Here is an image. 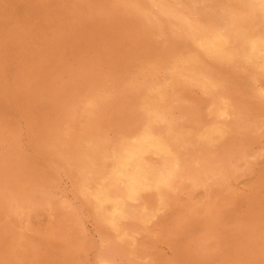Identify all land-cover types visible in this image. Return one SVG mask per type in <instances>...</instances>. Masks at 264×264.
Listing matches in <instances>:
<instances>
[{
  "label": "rangeland",
  "instance_id": "374dc122",
  "mask_svg": "<svg viewBox=\"0 0 264 264\" xmlns=\"http://www.w3.org/2000/svg\"><path fill=\"white\" fill-rule=\"evenodd\" d=\"M30 1L0 0V264H264V0Z\"/></svg>",
  "mask_w": 264,
  "mask_h": 264
},
{
  "label": "bare ground",
  "instance_id": "6f19581e",
  "mask_svg": "<svg viewBox=\"0 0 264 264\" xmlns=\"http://www.w3.org/2000/svg\"><path fill=\"white\" fill-rule=\"evenodd\" d=\"M3 1H4V0H3ZM31 1H32V0H31ZM31 1H30V2H31ZM122 1H123V0H122ZM133 1H134V0H133ZM148 1H149V0H148ZM153 1H154V0H153ZM158 1H160V0H158ZM158 1H156V2H158ZM180 1H181V0H180ZM225 1H226V0H225ZM230 1H231V0H230ZM25 2H26V1H25ZM25 2H24V3H25ZM27 2H28V1H27ZM137 2H138V1H137ZM143 2H144V1H143ZM149 2H150V1H149ZM177 2H178V1H177ZM185 2H186V1H185ZM209 2H210V1H209ZM216 2H218V0H217ZM219 2H220V1H219ZM219 2H218V3H219ZM223 2H224V1H223ZM223 2H222V3H223ZM22 3H23V2H22ZM61 3H62V2H61ZM160 3H161V2H160ZM173 3H174V2H173ZM220 3H221V2H220ZM222 3H221V4H222ZM226 3H227V2H226ZM231 3H232V2H231ZM20 4H21V2H20ZM28 4H29V3H28ZM35 4H36V3H35ZM158 4H159V3H158ZM215 4H216V3H215ZM221 4H219V5H221ZM224 4H225V3H224ZM2 5H3V4H2ZM108 5H109V4H108ZM108 5H107V6H108ZM112 5H113V4H112ZM117 5H118V4H117ZM125 5H126V4H125ZM163 5H164V4H163ZM207 5H209V4H207ZM212 5H213V4H212ZM219 5H218V6H219ZM226 5H227V4H226ZM229 5H230V4H229ZM137 6H139V5H137ZM158 6H159V5H158ZM182 6H183V5H182ZM182 6H181V7H182ZM189 6H190V4H189ZM20 7H21V6H20ZM25 7H26V6H25ZM113 7H114V6H113ZM147 7H148V6H147ZM154 7H155V6H154ZM203 7H205V6H203ZM207 7H208V6H207ZM226 7H227V6H226ZM228 7H229V6H228ZM11 8H13V6H12ZM18 8H19V7H18ZM18 8H16V9H18ZM27 8H28V7H27ZM117 8H118V7H117ZM117 8H116V9H117ZM120 8H121V7H120ZM128 8H129V6L127 7V9H128ZM156 8H157V7H156ZM162 8H163V7H162ZM164 8H166V7H164ZM164 8H163V10H164ZM183 8H185V7H183ZM198 8H199V7H198ZM212 8H213V7H212ZM29 9H30V8H28V10H29ZM108 9H109V8H108ZM121 9H122V8H121ZM159 9H160V8H159ZM189 9H191V8H189ZM207 9H208V8H207ZM225 9H227V8H225ZM235 9H236V8H235ZM238 9H239V8H238ZM3 10H4V9H3ZM12 10H13V9H12ZM19 10H20V9H19ZM23 10H24V9H23ZM118 10H119V9H118ZM138 10H139V8H138ZM186 10H188V9H186ZM203 10H204V9H203ZM214 10H215V9H214ZM233 10H234V9H233ZM250 10H251V9H250ZM250 10H249V11H250ZM32 11H33V10H32ZM115 11H116V10H115ZM115 11H114V12H115ZM127 11H128V10H127ZM191 11H192V10H191ZM200 11H201V10H200ZM204 11H205V10H204ZM207 11H210V10H207ZM229 11H231V10H229ZM229 11H228V12H229ZM28 12H29V11H28ZM118 12H119V11H118ZM121 12H122V11H121ZM128 12H129V11H128ZM138 12H139V11H138ZM154 12H155V11H154ZM184 12H185V11H184ZM189 12H190V11H189ZM197 12H199V11H197ZM197 12H195V13H197ZM215 12L217 13V11H215ZM215 12H214V13H215ZM234 12H236V11H233L232 13H234ZM239 12H240V11H239ZM11 13H12V12H11ZM104 13H105V12H104ZM125 13H126V12H125ZM125 13H123V14H125ZM129 13H131V12H129ZM132 13H133V12H132ZM186 13H187V12H186ZM240 13H241V12H240ZM30 14H31V13H30ZM114 14H116V13H114ZM121 14H122V13H121ZM153 14H154V13H153ZM167 14H168V13H167ZM169 14H170V13H169ZM188 14H189V13H188ZM19 15H20V14H19ZM19 15H17V16H19ZM108 15H109V14H108ZM125 15H126V14H125ZM125 15H124V17H125ZM130 15H131V14H130ZM146 15H147V14H146ZM156 15H157V14H156ZM194 15H195V14H194ZM206 15H207V14H206ZM227 15H228V14H227ZM231 15H232V14H231ZM245 15H246V14H245ZM251 15H252V14H251ZM251 15H250V16H251ZM258 15H259V14H258ZM120 16H121V15H120ZM122 16H123V15H122ZM139 16H140V15H139ZM139 16H138V17H139ZM151 16H152V15H151ZM158 16H159V15H158ZM171 16H172V15H171ZM186 16H187V15H186ZM199 16H200V15H199ZM201 16H203V15H201ZM221 16H222V15H221ZM228 16H229V15H228ZM237 16H238V15H237ZM248 16H249V15H248ZM248 16H247V17H248ZM104 17H105V16H104ZM117 17H118V16H117ZM130 17H131V16H130ZM136 17H137V16H136ZM138 17H137V18H138ZM140 17H141V16H140ZM177 17H178V16H177ZM193 17H194V16H193ZM193 17H191V18H193ZM224 17H225V16H224ZM258 17H259V16H258ZM122 18H123V17H122ZM128 18H129V16H128ZM128 18H127V19H128ZM133 18H134V17H133ZM143 18H144V17H143ZM163 18H164V17H163ZM173 18H174V17H173ZM173 18H172V19H173ZM188 18H189V17H188ZM243 18H244V16H243ZM19 19H20V18H19ZM26 19H27V18H26ZM108 19H109V18H108ZM113 19H114V18H113ZM160 19H161V18H159V20H160ZM172 19H171V20H172ZM211 19H212V18H211ZM223 19H225V18H223ZM241 19H242V18H241ZM114 20H116V19H114ZM155 20H156V19H155ZM171 20H169V21H171ZM178 20H179V19H178ZM184 20H185V19H184ZM213 20H214V19H213ZM129 21H130V19H129ZM131 21H132V20H131ZM139 21H140V18H139ZM139 21H137V22H139ZM165 21H166V20H165ZM174 21H175V19L173 20V22H174ZM186 21H187V20H186ZM195 21H196V20H195ZM195 21H194V23H196ZM197 21H198V20H197ZM216 21H217V20H216ZM245 21H246V20H245ZM253 21L255 22V19H254ZM183 22H184V21H183ZM183 22H181V23H183ZM220 22H221V21H220ZM224 22H225V21H224ZM129 23H130V22H129ZM139 23H140V22H139ZM166 23H167V22H166ZM188 23H189V21H188ZM198 23H199V22H198ZM198 23H197V24H198ZM236 23H237V22H236ZM130 24H131V23H130ZM143 24H144V23H143ZM143 24H142V25H143ZM183 24H187V23L184 22ZM215 24H216V22H215ZM245 24H246V23H245ZM249 24H250V23H249ZM249 24H248V25H249ZM252 24H253V22H252ZM134 25H136V24H134ZM152 25H153V24H152ZM166 25H167V24H166ZM205 25H206V24H205ZM228 25H229V24H228ZM237 25H238V24H237ZM246 25H247V24H246ZM146 26H147V25H146ZM150 26H151V25H150ZM182 26L184 27V25H182ZM195 26H196V25H195ZM200 26H201V25H200ZM207 26H208V25H207ZM211 26H212V25H211ZM222 26H223V25L221 24V27H222ZM243 26H244V25H243ZM166 27H167V26H166ZM197 27H198V26H197ZM202 27H203V26H202ZM213 27H215V26L213 25ZM248 27H250V26H248ZM131 28H132V27H131ZM163 28H165V27H163ZM167 28H168V27H167ZM179 28H180V27H179ZM179 28H178V29H179ZM188 28H189V27H188ZM134 29H135V28H134ZM149 29H150V28H149ZM149 29H148V30H149ZM151 29H152V28H151ZM196 29H197V28H196ZM199 29H200V28H199ZM199 29H198V30H199ZM207 29H208V28H207ZM212 29H213V28H212ZM215 29H216V28H215ZM249 29H250V28H249ZM181 30H182V29H181ZM201 30H202V28H201ZM161 31H162V30H161ZM163 31H164V30H163ZM163 31H162V32H163ZM178 31H180V29H179ZM178 31H176V32H178ZM207 31H209V30H207ZM211 31H212V30H211ZM221 31H222V29H221ZM221 31H220V32H221ZM143 32H144V31H143ZM147 32H148V31H147ZM147 32H146V33H147ZM154 32H155V31H154ZM198 32H199V31H198ZM205 32H206V31H205ZM205 32H204V33H205ZM209 32H210V31H209ZM222 32H223V31H222ZM250 32H251V31H250ZM135 33H137V32H135ZM138 33H140V32L138 31ZM157 33H158V32H157ZM160 33H161V32H160ZM169 33H170V32H169ZM169 33H168V34H169ZM181 33H182V32H181ZM207 33H208V32H207ZM212 33H213V32H212ZM144 34H145V33H144ZM162 34H163V33H162ZM174 34H175V32H174ZM184 34H185V33H184ZM224 34H225V33H224ZM157 35H158V34H157ZM160 35H161V34H160ZM165 35H166V34H165ZM182 35H183V34H182ZM195 35L197 36V34H195ZM195 35H194V36H195ZM210 35H211V34H210ZM214 35H215V34H214ZM225 35H226V34H225ZM146 36H147V35H146ZM152 36H153V35H152ZM152 36H151V37H152ZM154 36H155V35H154ZM168 36H169V35H168ZM203 36H204V35H203ZM140 37H141V36H140ZM180 37H181V36H180ZM207 37H208V36H207ZM212 37H213V36H212ZM212 37H211V38H212ZM231 37H232V36H231ZM145 38H146V37H145ZM198 38H199V37H198ZM152 39H153V38H152ZM156 39H157V38H156ZM160 39H161V38H160ZM182 39H183V38H182ZM182 39H181V40H182ZM195 39H196V38H195ZM208 39H209V38H208ZM137 40H138V39H137ZM144 40H145V39H144ZM169 40H170V38H169ZM188 40H189V39H188ZM145 41H146V40H145ZM150 41H151V40H150ZM161 41H163V40H161ZM165 41H166V40H165ZM175 41H176V40H175ZM178 41H179V40H178ZM195 41H196V40H195ZM157 42H158V40H157ZM255 42H256V41H255ZM136 44H137V42H136ZM138 44H139V43H138ZM149 44H150V43H149ZM161 44H162V43H161ZM166 44H167V42H166ZM187 44H190V43H187ZM175 45H176V44H175ZM178 45H179V44H178ZM238 45H239V44H238ZM238 45H237V46H238ZM135 46H136V45H135ZM158 46H159V45H158ZM166 46H167V45H166ZM189 46H190V45H189ZM198 46H199V45H198ZM235 46H236V45H235ZM239 46H240V45H239ZM239 46H238V47H239ZM140 47H141V46H140ZM140 47H139V48H140ZM152 47H153V46H152ZM161 47H162V46H161ZM154 48H155V47H154ZM159 48H160V47H159ZM177 48H178V46H177ZM134 49H135V48H134ZM137 49H138V48H137ZM142 49H143V48H142ZM156 49H157V48H156ZM152 50H153V49H152ZM168 50H169V49H168ZM171 50H173V49H171ZM182 50H183V48H182ZM196 50H197V49H196ZM196 50H195V51H196ZM242 50H243V48H242ZM142 51H143V50H142ZM148 51H149V50H148ZM164 51H165V48H164ZM137 52H138V51H137ZM169 52H170V51H169ZM169 52H168V53H169ZM171 52H172V51H171ZM176 52H177V51H176ZM179 52H180V51H179ZM181 52H183V51H181ZM135 53H136V52H135ZM165 53H166V52H165ZM173 53H174V52H173ZM177 53H178V52H177ZM185 53H186V52H185ZM138 54H139V53H138ZM169 54H170V53H169ZM130 55H132V54H130ZM135 55H136V54H135ZM149 55H151V54H149ZM153 55H154V54H153ZM153 55H151V56H153ZM156 55H157V52H156ZM159 55H160V54H159ZM170 55L173 56V54H170ZM174 55H175V54H174ZM199 55H200V54H199ZM201 55H202V54H201ZM137 56H138V55H137ZM144 56H145V55H144ZM140 57H141V55H140ZM156 57H157V56H156ZM137 58H138V57H137ZM143 58H144V57H143ZM154 58H155V57H154ZM171 58H173V57H171ZM125 59H126V58H125ZM146 59H147V58H146ZM149 59H151V58H149ZM166 59H167V58H166ZM176 59H177V58H176ZM140 60H141V59H140ZM140 60H139V61H140ZM171 60H172V59H171ZM203 60H204V59H203ZM205 60H206V59H205ZM128 61H129V59H128ZM143 61H145V60L143 59ZM120 62H121V61H120ZM129 62H130V61H129ZM158 62H159V60H158ZM124 63H125V62H124ZM131 63H132V62H131ZM149 63H150V61H149ZM153 63H154V62H153ZM169 63H170V62H169ZM171 63H172V62H171ZM128 64H129V63H128ZM143 64H144V63H143ZM165 64H166V62H165ZM172 64H173V63H172ZM235 64H236V63H235ZM238 64H239V63H238ZM138 65H139V64H138ZM148 65H149V64H148ZM155 65H156V64H155ZM230 65H231V64H230ZM119 66H120V65H119ZM125 66H126V65H125ZM128 66H129V65H128ZM135 66H136V65H135ZM139 66H140V65H139ZM163 66H164V65H163ZM233 66H234V65H233ZM236 66H237V64H236ZM236 66H235V67H236ZM239 66H240V65H239ZM121 67H122V66H121ZM130 67H131V66H130ZM146 67H147V66H146ZM149 67H150V65H149ZM159 67H160V66H159ZM144 68H145V66H144ZM221 68H222V67H221ZM223 68H224V67H223ZM242 68H243V66H242ZM124 69H125V68H124ZM135 69L137 70L136 67H135ZM151 69H152V68H151ZM231 69H232V68H231ZM250 69H251V68H250ZM133 70H134V68H133ZM140 70H141V69H140ZM214 70H215V69H214ZM228 70H229V69H228ZM244 70H245V69H244ZM248 70H249V69H248ZM251 70H253V69H251ZM115 71H116V70H115ZM120 71H122V70H120ZM126 71H127V70H126ZM186 71H187V70H186ZM130 72H131V71H130ZM136 72H137V71H136ZM156 72H158V71H156ZM169 72H170V71H169ZM238 72H239V71H238ZM218 73H219V72H218ZM224 73H225V71H224ZM229 73H230V72H229ZM255 73H256V72H255ZM259 73H260V72H259ZM127 74H128V73H127ZM145 74H147V73H145ZM167 74H168V73H167ZM215 74H216V72H215ZM219 74H220V73H219ZM237 74H239V73H237ZM110 75H111V74H110ZM125 75H126V73H125ZM130 75H132V74H130ZM153 75H154V74H153ZM156 75H157V74H156ZM206 75H207V73H206ZM216 75H217V74H216ZM223 75H224V74H223ZM225 75H226V74H225ZM235 75H236V74H235ZM240 75H241V74H240ZM252 75H253V74H252ZM89 76H90V75H89ZM107 76H108V74H107ZM107 76H106V77H107ZM136 76H137V75H136ZM141 76H143V75H141ZM148 76H149V75H148ZM165 76H167V75H165ZM168 76H169V75H168ZM232 76H233V75H232ZM247 76H248V75H247ZM138 77H139V76H138ZM155 77H156V76H155ZM183 77H184V76H183ZM230 77H231V76H230ZM235 77H236V76H235ZM235 77H233V79H234ZM240 77H241V76H240ZM86 78H87V77H86ZM123 78H124V77H123ZM133 78H134V77H133ZM146 78H147V77H146ZM156 78H157V77H156ZM243 78H244V77H243ZM87 79H88V78H87ZM101 79H102V78H101ZM101 79H100V80H101ZM107 79H108V78H107ZM116 79H117V77H116ZM129 79H130V78H129ZM164 79H165V77H164ZM237 79H238V78H237ZM98 80H99V79H98ZM103 80H104V78H103ZM103 80H102V81H103ZM120 80H122V79H120ZM124 80H125V79H124ZM126 80H127V79H126ZM141 80H142V79H141ZM145 80H147V79H145ZM190 80H191V79H190ZM235 80H236V79H235ZM86 81H87V80H86ZM150 81H151V80H150ZM155 81H156V80H155ZM84 83H85V80H84ZM87 83H88V81H87ZM95 83H96V80H95ZM114 83H115V81H114ZM122 83H123V81H122ZM130 83H131V81H130ZM229 83H230V81H229ZM233 83H234V81H233ZM238 83H240L239 80H238ZM244 83H245V80H244ZM89 84H90V83H89ZM106 84H107V83H106ZM123 84H125V83H123ZM123 84H122V85H123ZM165 84H166V83H165ZM180 84H181V83H180ZM184 84H185V83H184ZM246 84H247V83H246ZM97 85H99V84H97ZM97 85H96V86H97ZM108 85H109V81H108ZM114 85H115V84H114ZM118 85H119V81H118ZM126 85H127V84H126ZM143 85H144V84H143ZM157 85H158V84H157ZM168 85H170V84H168ZM208 85H209V84H208ZM234 85H235V84H234ZM239 85H240V84H239ZM244 85H245V84H243V87H244ZM247 85H248V84H247ZM247 85H246V86H247ZM105 86H106V85H105ZM109 86H110V85H109ZM136 86H138V85H136ZM154 86H155V85H154ZM160 86H161V85H160ZM163 86H164V85H163ZM246 86H245V87H246ZM248 86H249V85H248ZM73 87H74V86H73ZM83 87H84V86H83ZM99 87H100V86H99ZM103 87H104V86H103ZM114 87H115V86H114ZM118 87H120V86H118ZM140 87H141V86H140ZM161 87H162V86H161ZM210 87H211V86H210ZM250 87H251V86H250ZM97 88H98V87H96V89H97ZM153 88H154V87H153ZM171 88H172V87L170 86L169 89H171ZM248 88H249V87H248ZM248 88H247V89H248ZM81 89H82V88H81ZM148 89H149V88H148ZM240 89H241V88H240ZM72 90H74V89H72ZM88 90H89V89H88ZM88 90H87V91H88ZM97 90H98V89H97ZM97 90H96V92H97ZM116 90H117V89H116ZM124 90H126V89H124ZM128 90H129V89H128ZM146 90H147V88H146ZM146 90H145V91H146ZM174 90H175V89H174ZM176 90H177V89H176ZM75 91H76V89H75ZM77 91H78V90H77ZM112 91H113V90H112ZM117 91H118V90H117ZM135 91H136V90H135ZM137 91H138V89H137ZM143 91H144V90H143ZM143 91H142V92H143ZM145 91H144V92H145ZM246 91H247V90H246ZM90 92H91V91H90ZM104 92H106V91H104ZM177 92H178V91H177ZM180 92H181V91H180ZM213 92H214V91H213ZM72 93H73V92H72ZM80 93H81V92H80ZM87 93H89V92H87ZM99 93H100V92H99ZM107 93H108V91H107ZM116 93H117V92H116ZM120 93H121V92H120ZM134 93H135V92H134ZM134 93H132V94H134ZM92 94H93V92H92ZM104 94H105V93H104ZM132 94H130V95H132ZM140 94H141V93H140ZM187 94H188V93H187ZM246 94H247V93H246ZM81 95H82V94H81ZM128 95H129V94H128ZM128 95H127V96H128ZM177 95H178V94H177ZM179 95H181V94H179ZM184 95H185V94H184ZM114 96H115V95H114ZM134 96H135V95H134ZM139 96H140V95H139ZM141 96H142V95H141ZM187 96H190V95H187ZM194 96H195V95H194ZM194 96H192V97H194ZM203 96H204V95H203ZM243 96H244V95H243ZM65 97H66V96H65ZM69 97H70V95H69ZM77 97H78V96H77ZM77 97H76V98H77ZM85 97H86V96H85ZM90 97H91V96H90ZM102 97H103V96H102ZM111 97H112V96H111ZM115 97H116V96H115ZM115 97H114V98H115ZM128 97H129V96H128ZM130 97H132V96H130ZM175 97H176V96H175ZM185 97H186V96H185ZM241 97H242V96H241ZM72 98H73V97H72ZM88 98H89V97H88ZM96 98H97V97H96ZM176 98H177V97H176ZM180 98H181V97H180ZM197 98H198V97H197ZM69 99H70V98H69ZM117 99H118V98H117ZM201 99H204V97L201 98ZM201 99H200V100H201ZM230 99H231V98H230ZM251 99H252V98H251ZM66 100H67V99H66ZM75 100H76V99H75ZM79 100H80V98H79ZM98 100H99V99H98ZM129 100H130V99H129ZM139 100H140V99H139ZM141 100H142V99H141ZM186 100H187V99H186ZM194 100H196V99H194ZM200 100H199V101H200ZM235 100H236V99H235ZM86 101H88V100H86ZM86 101H85V102H86ZM94 101H95V100H94ZM99 101H100V100H99ZM118 101H119V100H118ZM134 101H135V100H134ZM176 101H177V100H176ZM231 101H232V100H231ZM259 101H260V100H259ZM82 102H83V101H82ZM116 102H117V101H116ZM120 102H121V101H120ZM120 102H119V103H120ZM126 102H129V101L127 100ZM179 102H180V101H179ZM204 102H206V101H204ZM212 102H213V100H212ZM212 102H211V103H212ZM107 103H109V102H107ZM114 103H115V102H114ZM177 103H178V102H177ZM180 103H181V102H180ZM189 103H190V102H189ZM198 103H199V102H198ZM217 103L219 104V102H217ZM235 103H236V102H235ZM74 104H75V103H74ZM100 104H101V103H100ZM117 104H118V103H117ZM124 104H125V102H124ZM129 104H130V102H129ZM174 104H175V103H174ZM223 104H224V102H223ZM252 104H253V103H252ZM64 105H66V104H64ZM120 105H121V104H120ZM136 105H137V104H136ZM176 105H177V104H176ZM180 105H183V103L180 104ZM193 105H195V103H194ZM225 105H226V104H225ZM72 106H73V105H72ZM76 106H77V105H76ZM98 106H99V105H98ZM102 106H103V105H102ZM243 106H244V105H243ZM66 107H67V106H66ZM82 107H83V106H82ZM136 107H137V106H136ZM182 107H183V106H182ZM191 107H192V106H191ZM233 107H234V106H233ZM235 107H236V106H235ZM93 108H94V107H93ZM102 108H103V107H102ZM113 108H114V106H113ZM127 108H128V107H127ZM185 108H186V107H185ZM200 108H202V105H201ZM221 108H222V107H221ZM230 108H231V111L234 109V108H232V107H230ZM77 109H78V108H77ZM95 109H96V108H95ZM117 109H119V108H117ZM121 109H122V108H121ZM129 109H130V108H129ZM134 109H135V108H134ZM190 109H191V108H190ZM192 109H193V108H192ZM244 109H245V108H244ZM62 110H63V109H62ZM67 110H68V108H67ZM125 110H126V109H125ZM127 110H128V109H127ZM139 110H140V109H139ZM139 110H138V112H139ZM172 110H173V109H172ZM175 110H176V108H175ZM182 110H183V109H182ZM86 111H87V110H86ZM117 111H118V110H117ZM141 111H142V110H141ZM201 111H202V110H201ZM235 111L237 112V110H235ZM67 112H68V111H67ZM76 112H77V111H76ZM82 112H83V111H82ZM133 112H134V111H133ZM174 112H175V111H174ZM191 112H192V111H191ZM198 112H199V111H198ZM84 113H85V112H83V114H84ZM114 113H115V112H114ZM129 113H130V112H129ZM134 113H136V112H134ZM220 113H221V112H220ZM222 113H223V112H222ZM251 113H252V112H251ZM96 114H97V113H96ZM105 114H106V113H105ZM112 114H113V113H112ZM115 114H116V113H115ZM137 114L140 115V113H136L135 115H137ZM193 114H194V113H193ZM227 114H228V113H227ZM238 114L240 115V113H238ZM103 115H104V114H103ZM126 115H127V114H126ZM128 115H129V114H128ZM128 115H127V116H128ZM133 115H134V114H133ZM221 115H222V114H221ZM241 115H242V114H241ZM241 115H240V117H241ZM61 116H62V115H61ZM82 116H83V115H82ZM115 116L117 117V115H115ZM120 116H121V114H120ZM120 116L118 115V117H120ZM177 116H178V115H177ZM180 116H181V115H180ZM228 116H229V115H228ZM245 116H246V115H245ZM247 116H248V115H247ZM58 117H59V116H58ZM71 117H72V116H71ZM77 117H78V116H77ZM80 117H81V116H80ZM95 117H96V116H95ZM95 117H94V118H95ZM99 117H100V116H99ZM111 117H112V116H111ZM128 117H129V116H128ZM134 117H135V116H134ZM139 117H140V116H139ZM139 117H138V118H139ZM173 117H174V116H173ZM195 117H196V116H195ZM195 117H194V118H195ZM221 117H222V116H221ZM240 117H239V118H240ZM91 118H92V117H91ZM91 118H90V119H91ZM113 118H114V117H113ZM125 118H126V117H125ZM144 118H145V117H144ZM174 118H175V117H174ZM198 118H199V117H198ZM222 118H223V117H222ZM237 118H238V117H237ZM239 118H238V120H239ZM243 118H244V117H243ZM69 119H70V118H69ZM71 119H72V118H71ZM71 119H70V120H71ZM79 119H80V118H79ZM79 119H78V120H79ZM98 119H99V118H98ZM117 119H118V118H117ZM126 119H127V118H126ZM132 119H133V118H132ZM187 119H188V118H187ZM220 119H221V118H220ZM223 119H224V118H223ZM229 119H230V118H229ZM248 119H249V118H248ZM252 119H253V118H252ZM55 120H56V119H55ZM57 120H58V118H57ZM57 120H56V121H57ZM65 120H66V119H65ZM70 120H69V121H70ZM75 120H76V118H75ZM91 120H92V119H91ZM95 120H96V119H95ZM115 120H116V119H115ZM123 120H124V119H123ZM123 120H122V122H123ZM142 120H143V119H142ZM191 120H192V119H191ZM226 120H227V119H226ZM226 120H225V121H226ZM236 120H237V119H236ZM60 121H61V120H60ZM73 121H74V120H73ZM79 121H80V120H79ZM107 121H108V120H107ZM127 121H128V120H127ZM129 121H130V120H129ZM135 121H137V120H135ZM173 121H174V120H173ZM196 121H197V120H196ZM218 121H219V120H218ZM221 121H224V120H221ZM225 121H224V122H225ZM227 121H229V120H227ZM244 121H245V120H244ZM63 122H64V121H63ZM70 122H71V121H70ZM83 122H84V121H83ZM90 122H91V121H90ZM95 122H96V121H95ZM102 122H103V121H102ZM118 122H119V121H118ZM118 122H117V123H118ZM122 122H121V123H122ZM183 122H184V119H183ZM188 122H189V121H188ZM197 122H198V121H197ZM230 122H231V121H230ZM230 122H229V123H230ZM238 122H239V121H238ZM240 122H241V121H240ZM245 122H246V121H245ZM249 122L251 123V121H249ZM78 123H79V122H78ZM86 123H87V122H86ZM97 123H99V122H97ZM97 123H96V124H97ZM103 123H104V122H103ZM107 123H108V122H107ZM124 123H125V122H124ZM169 123H170V122H169ZM215 123H216V122H215ZM220 123H221V122H220ZM220 123H218V124H220ZM232 123H233V122H232ZM258 123H259V122H258ZM60 124H61V123H60ZM127 124H128V123H127ZM129 124H130V123H129ZM133 124H134V122H133ZM139 124H140V123H139ZM181 124H182V123H181ZM181 124H180V125H181ZM199 124H201V123H199ZM213 124H214V123H213ZM233 124H234V123H233ZM64 125H65V124H64ZM69 125H70V124H69ZM69 125H68V126H69ZM83 125H84V124H83ZM111 125H112V123H111ZM116 125H117V124H115V126H116ZM120 125H121V124H120ZM186 125H187V124H186ZM196 125H197V124H196ZM221 125H223V124H221ZM226 125H227V124H226ZM226 125H225V126H226ZM235 125H236V124H235ZM248 125H249V124H248ZM76 126H77V125H76ZM89 126H90V125H89ZM104 126H105V125H104ZM109 126H110V125H109ZM115 126H114V127H115ZM118 126H119V125H118ZM124 126H125V125H124ZM133 126H134V125H133ZM140 126H141V125H140ZM140 126H139V127H140ZM162 126H163V125H162ZM162 126H161V127H162ZM214 126H215V125H214ZM228 126H229V125H228ZM61 127H62V126H61ZM93 127H94V126H93ZM128 127H129V125H128ZM198 127H200V126H198ZM223 127H224V126H223ZM231 127H232V125H231ZM233 127H234V126H233ZM251 127H252V126H251ZM258 127H259V126H258ZM57 128H58V127H57ZM78 128H79V127H78ZM102 128H103V127H102ZM117 128H119V127H117ZM125 128H126V126H125ZM125 128H124V129H125ZM140 128H141V127H140ZM140 128H138V129L141 130ZM183 128H184V127H183ZM196 128H197V127H196ZM220 128H221V127H220ZM66 129H67V128H66ZM68 129H69V128H68ZM71 129H72V128H71ZM122 129H123V128H122ZM180 129H181V128H180ZM180 129H179V130H180ZM189 129H192V128H189ZM226 129H227V128H226ZM51 130H52V129H51ZM54 130H55V129H54ZM90 130H91V129H90ZM120 130H121V129H120ZM156 130H157V129H156ZM179 130H178V131H179ZM196 130H197V129H196ZM196 130H195V131H196ZM200 130H201V129H200ZM227 130H228V129H227ZM230 130H231V129H230ZM59 131H60V130H59ZM73 131H74V130H73ZM73 131H72V132H73ZM84 131H85V130H84ZM130 131H131V130H130ZM161 131H163V130H161ZM172 131H173V130H172ZM201 131H202V130H201ZM253 131H254V130H253ZM52 132H53V131H52ZM64 132H65V131H64ZM100 132H101V131H100ZM121 132H122V131H121ZM158 132H159V131H158ZM183 132H184V130H183ZM229 132H230V131H229ZM260 132H261V131H260ZM263 132H264V131H263ZM55 133H56V132H55ZM114 133H115V132H114ZM117 133H118V132H117ZM137 133H138V132H137ZM154 133H155V132H154ZM156 133H157V132H156ZM156 133H155V134H156ZM161 133H162V132H161ZM186 133H187V132H186ZM194 133H195V132H194ZM196 133H197V132H196ZM196 133H195V134H196ZM233 133H234V132H233ZM235 133H236V132H235ZM235 133H234V134H235ZM255 133H256V132H255ZM98 134H99V133H98ZM111 134H112V133H111ZM129 134H130V133H129ZM133 134H134V133H133ZM155 134H154V135H155ZM159 134H160V133H159ZM164 134H165V133H164ZM180 134H181V133H180ZM188 134H189V133H188ZM241 134H242V133H241ZM67 135H68V134H67ZM72 135H73V133H72ZM115 135H116V133H115ZM120 135H121V134H120ZM125 135H126V134H125ZM228 135H230V134L228 133ZM50 136H51V135H50ZM50 136H48V137H50ZM91 136H92V135H91ZM113 136H114V135H113ZM179 136H180V135H179ZM179 136H178L177 138H179ZM182 136H183V135H182ZM186 136H187V135H186ZM233 136H234V135H233ZM233 136H232V137H233ZM235 136H236V135H235ZM241 136H242V135H241ZM241 136H239V137L241 138ZM59 137H60V136H59ZM61 137H63V136H61ZM80 137H81V134H80ZM100 137H101V136H100ZM105 137H107V136H105ZM127 137H128V136H127ZM171 137H172V136H171ZM190 137H191V136H190ZM193 137H194V136H193ZM55 138H56V137H55ZM73 138H74V137H73ZM86 138H87V137H86ZM96 138H97V137H96ZM102 138H103V137H102ZM113 138H114V137H113ZM177 138H176V139H177ZM180 138H181V136H180ZM233 138H234V137H233ZM240 138H239V139H240ZM58 139H60V138H58ZM77 139H78V138H77ZM81 139H82V137H81ZM93 139H94V138H93ZM103 139H104V138H103ZM111 139H112V137H111ZM119 139H120V138H119ZM124 139H125V138H124ZM235 139H236V138H235ZM68 140L70 141V138H69ZM72 140H73V139H72ZM86 140H87V139H86ZM86 140H85V141H86ZM94 140H95V139H94ZM96 140H97V139H96ZM108 140H109V139H108ZM112 140H113V139H112ZM112 140H111V141H112ZM121 140H122V139H121ZM83 141H84V140H83ZM88 141H89V140H88ZM168 141H169V140H168ZM168 141H167V142H168ZM189 141H190V140H189ZM189 141H188V142H189ZM245 141H246V140H245ZM50 142H52V140H51ZM59 142H60V141H59ZM61 142H62V140H61ZM65 142H66V141H65ZM71 142H72V141H71ZM75 142H76V141H75ZM91 142H92V140H91ZM94 142H95V141H94ZM97 142H98V141H97ZM104 142H105V140H104ZM172 142H173V141H172ZM177 142H178V141H177ZM190 142H191V141H190ZM190 142H189V143H190ZM192 142L194 143L195 141H192ZM192 142H191V143H192ZM201 142H202V141H201ZM234 142H235V141H234ZM108 143H109V142H108ZM115 143H116V142H115ZM168 143H169V142H168ZM199 143H200V141H199ZM204 143H205V142H204ZM47 144H48V143H47ZM62 144H63V143H62ZM69 144H70V143H69ZM87 144H88V143H87ZM87 144H86V146H87ZM238 144H239V143H238ZM102 145H103V144H102ZM105 145H106V144H105ZM108 145H109V144H108ZM110 145H111V144H110ZM114 145H115V144H114ZM170 145H171V144H170ZM176 145H177V144H176ZM176 145H175V146H176ZM184 145H185V144H184ZM200 145H201V144H200ZM246 145H247V144H246ZM192 146H193V145H192ZM198 146H199V145H198ZM202 146H203V145H202ZM227 146H228V145H227ZM69 147H70V146H69ZM84 147H85V146H84ZM179 147H180V146H179ZM193 147H194V146H193ZM199 147H200V146H199ZM76 148H77V147H76ZM92 148H93V147H92ZM110 148H111V147H110ZM187 148H188V147H187ZM49 149H51V148H49ZM99 149H100V148H99ZM173 149H174V148H173ZM181 149H182V148H181ZM185 149H186V148H185ZM189 149H190V148H189ZM194 149H195V148H194ZM204 149H206V148H204ZM229 149H230V148H229ZM93 150H94V149H93ZM104 150H105V148H104ZM110 150H111V149H110ZM191 150H192V149H191ZM196 150H197V149H195V151H196ZM209 150H210V149H209ZM209 150H208V151H209ZM65 151H66V149H65ZM87 151H88V150H87ZM102 151H103V150H102ZM177 151H180V150H177ZM182 151H183V150H182ZM192 151H193V150H192ZM79 152H80V149H79ZM82 152H83V151H82ZM93 152H94V151H93ZM96 152H97V151H96ZM98 152H99V151H98ZM201 152H202V151H201ZM206 152H207V151H206ZM214 152H215V151H214ZM214 152H212V153L214 154ZM228 152H229V151H228ZM57 153H58V152H57ZM91 153H92V152H91ZM177 153H178V152H177ZM181 153H182V152H181ZM226 153H227V152H226ZM62 154H63V151H62ZM65 154H66V153H65ZM178 154H179V153H178ZM193 154H194V153H193ZM239 154H240V153H239ZM70 155H71V154H70ZM78 155H79V153H78ZM83 155H84V154H83ZM94 155H95V154H94ZM202 155H203V154H202ZM209 155H210V154H209ZM216 155H217V154H216ZM221 155H223V154H221ZM229 155H230V154H229ZM110 156H111V155H110ZM182 156H184V152H183V155H182ZM197 156H198V155H197ZM44 157H45V156H44ZM49 157H50V156H49ZM77 157H79V156H77ZM84 157H85V156H84ZM86 157H87V156H86ZM98 157H99V156H98ZM101 157H102V156H101ZM106 157H107V156H106ZM106 157H105V158H106ZM139 157H140V156H139ZM189 157H190V156H189ZM194 157H195V156H194ZM204 157H206V156H204ZM208 157H209V156H208ZM208 157H207V158H208ZM212 157H213V156H212ZM63 158H64V157H63ZM68 158H69V157H68ZM88 158H89V157H88ZM94 158H95V156H94ZM107 158H108V157H107ZM183 158H184V157H183ZM186 158H187V157H186ZM199 158H200V157H199ZM216 158H217V157H216ZM216 158H215V159H216ZM219 158H220V157H219ZM232 158H233V157H232V155H231V160H232ZM53 159H54V158H53ZM59 159H60V158H59ZM69 159H70V158H69ZM71 159H72V158H71ZM71 159H70V160H71ZM81 159H82V158H81ZM95 159H96V158H95ZM180 159H181V158H180ZM196 159H197V158H196ZM212 159H213V158H212ZM234 159H235V161H236V158H234ZM234 159H233V160H234ZM238 159H239V158H238ZM64 160H65V159H64ZM89 160H90V159H89ZM96 160H97V159H96ZM152 160H153V159H152ZM190 160H191V159H190ZM201 160H202V158H201ZM204 160H205V159H204ZM67 161H68V160H67ZM99 161H100V160H99ZM182 161H183V160H182ZM188 161H189V160H188ZM195 161L197 162V160H195ZM209 161H210V160H209ZM224 161H225V160H224ZM54 162H55V161H54ZM75 162H76V161H75ZM80 162H81V161H80ZM86 162H87V161H86ZM93 162H94V161H93ZM96 162H97V161H96ZM108 162H109V161H108ZM111 162H112V161H111ZM150 162H151V161H150ZM160 162H161V161H160ZM200 162H201V161H200ZM225 162H226V161H225ZM65 163H66V162H65ZM91 163H92V162H91ZM113 163H114V162H113ZM184 163H185V162H184ZM184 163H183V164H184ZM189 163H190V162H189ZM193 163H194V162H193ZM204 163H205V161H204ZM206 163H207V162H206ZM68 164H69V163H68ZM70 164H71V163H70ZM76 164H77V163H76ZM104 164H105V163H104ZM157 164H158V163H157ZM197 164H198V163H197ZM207 164H208V163H207ZM207 164H206V165H207ZM210 164H212V163H210ZM213 164H214V163H213ZM231 164H232V163H231ZM233 164H234V163H233ZM238 164H239V163H238ZM72 165H73V164H72ZM82 165H83V164H82ZM97 165H99V164H97ZM160 165H161V163H160ZM193 165H195V164H193ZM193 165H192V166H193ZM201 165H202V162H201ZM214 165H215V164H214ZM219 165H220V164H219ZM225 165H226V164H225ZM60 166H61V165H60ZM78 166H79V165H78ZM83 166H84V165H83ZM83 166H82V167H83ZM167 166H168V165H167ZM170 166H172V165H170ZM228 166H229V165H228ZM239 166H240V165H239ZM247 166H248V164H247ZM252 166H253V165H252ZM53 167H54V166H53ZM62 167H63V166H62ZM68 167H69V166H68ZM71 167H72V166H71ZM75 167H76V166H75ZM91 167H92V166H91ZM96 167H97V166H96ZM99 167H100V166H99ZM173 167H174V166H173ZM189 167H190V166H189ZM189 167H186V168L189 169ZM198 167H199V166H198ZM233 167H234V166H233ZM236 167H237V166H236ZM79 168H80V167H79ZM168 168H170V167H168ZM176 168H177V167H176ZM182 168H184V167H181V169H182ZM231 168H232V167H231ZM243 168H244V166H243ZM243 168H242V169H243ZM252 168H253V167H252ZM108 169H109V168H108ZM160 169H161V168H160ZM166 169H167V168H166ZM171 169H172V168H171ZM171 169H170V170H171ZM178 169H180V168H178ZM205 169L209 170L208 168H205ZM211 169L214 170V168H212V167H211ZM215 169H216V168H215ZM226 169H227V168H226ZM239 169H240V167H239ZM242 169H240V170L242 171ZM244 169H245V168H244ZM246 169H247V168H246ZM248 169H249V167H248ZM260 169H261V168H260ZM79 170H80V169H79ZM89 170H90V169H89ZM105 170H106V168H105ZM191 170H192V168H191ZM191 170H190V172H191ZM193 170H194V169H193ZM195 170H196V169H195ZM207 170H206V171H207ZM217 170H218V169H217ZM220 170H221V169H220ZM236 170H237V169H236ZM250 170H251V169H250ZM262 170H263V168H262ZM90 171H91V170H90ZM110 171H111V170H110ZM172 171H173V170H172ZM180 171H181V170H180ZM200 171H201V170H200ZM209 171H211V170H209ZM244 171H245V170H244ZM70 172H71V171H70ZM83 172H85V171H83ZM99 172H100V171H99ZM188 172H189V171H188ZM201 172H202V171H201ZM239 172H240V171H239ZM250 172H251V171H250ZM250 172H249V173H250ZM168 173H169V172H168ZM171 173H172V172H171ZM177 173H179V171H178ZM181 173H182V172H181ZM192 173H193V172H192ZM195 173H197V172L195 171ZM249 173H247V174H249ZM261 173H262V172H261ZM46 174H47V173H46ZM49 174H50V172H49ZM68 174H69V172H68ZM72 174H73V173H72ZM84 174H85V173H84ZM91 174H92V173H91ZM93 174H95V173H93ZM93 174H92V175H93ZM106 174H107V173H106ZM160 174H161V172H160ZM169 174H170V173H169ZM175 174H176V173H175ZM182 174H183V173H182ZM182 174H181V175H182ZM184 174H186V173L184 172ZM203 174H204V173H203ZM203 174H202V176H203ZM208 174H209V173H208ZM211 174L214 175L213 172H212ZM219 174H220V173H219ZM223 174H225V173L223 172ZM258 174L260 175V173H258ZM69 175H71V174H69ZM79 175H81V173H80ZM79 175H78V176H79ZM137 175H138V174H137ZM176 175H177V174H176ZM178 175H179V174H178ZM178 175H177V176H178ZM198 175H199V174H198ZM204 175H205V174H204ZM212 175H211V176H212ZM236 175L238 176L239 173H238V174H235V176H236ZM243 175H244V174H243ZM243 175H242V177H244ZM47 176H48V175H47ZM71 176H72V175H71ZM83 176H85V175H83ZM205 176H206V175H205ZM239 176H240V175H239ZM80 177L82 178V176H80ZM93 177H94V176H93ZM161 177H162V175H161ZM179 177H180V176H178V178H179ZM181 177H182V176H181ZM181 177H180V178H181ZM189 177H190V176H189ZM189 177H188V178H189ZM191 177H192V175H191ZM195 177H197V176L195 175ZM198 177H199V176H198ZM208 177H209V176H208ZM222 177H223V176H221V178H222ZM233 177H234V176H233ZM32 178H33V177H32ZM37 178H38V177H37ZM180 178H179V179H180ZM193 178H194V176H193ZM221 178H219V179H221ZM256 178H257V176H256ZM33 179H35V178H33ZM44 179H45V177H44ZM79 179H80V178H79ZM89 179H90V178H89ZM102 179H103V178H102ZM186 179H187V178H186ZM194 179H195V178H194ZM196 179H197V178H196ZM208 179H209V178H208ZM210 179H211V178H210ZM234 179H235V178H234ZM238 179H239V178H238ZM258 179H259V178H258ZM71 180H72V179H71ZM95 180H96V179H95ZM181 180H182V179H181ZM181 180H180V181H181ZM197 180H198V179H197ZM200 180H201V179H200ZM206 180H207V179H206ZM228 180H229V179H228ZM235 180H237V178H236ZM27 181H28V180H27ZM39 181H40V180H39ZM43 181H45V180H43ZM87 181H88V179H87ZM96 181H97V180H96ZM176 181H178V180H176ZM189 181H190V180H189ZM193 181H194V180H193ZM213 181H214V180H213ZM220 181H221V180H220ZM230 181H231V180H230ZM37 182H38V181H37ZM77 182H78V181H77ZM94 182H95V181H94ZM154 182H155V181H154ZM174 182H175V181H174ZM181 182H182V181H181ZM181 182H180V183H181ZM206 182H207V181H206ZM216 182H218V181L216 180ZM255 182H256V181H255ZM38 183H39V182H38ZM72 183H73V182H72ZM88 183H89V182H88ZM178 183H179V182H178ZM185 183H187V182H185ZM203 183H204V182H203ZM212 183H213V182H212ZM246 183H247V182H246ZM188 184H189V182H188ZM209 184H210V182H209ZM220 184H222V183H220ZM174 185H176V184H174ZM182 185H183V183H182ZM182 185H181V186H182ZM184 185H186V184H184ZM194 185H195V184H194ZM196 185H197V184H196ZM227 185H228V184H227ZM242 185H245V184H242ZM256 185H257V184H256ZM75 186H76V185H75ZM77 186H79V185H77ZM87 186H88V185H87ZM90 186H91V185H90ZM92 186H93V185H92ZM178 186H179V185H178ZM181 186H180V187H181ZM186 186H187V185H186ZM209 186H210V185H209ZM213 186H214V184H213ZM250 186H251V185H250ZM174 187H175V186H174ZM180 187H179L178 189H180ZM190 187H192V186H190ZM195 187H197V186H195ZM200 187H201V186H200ZM203 187H204V185H203ZM206 187H207V186H206ZM215 187H217V186H215ZM220 187H221V186H220ZM78 188H79V187H78ZM78 188H77V190H78ZM81 188H82V187H81ZM88 188H89V187H88ZM94 188H95V187H94ZM254 188H256V187H254ZM82 189H83V188H82ZM89 189H90V188H89ZM190 189H191V188H190ZM190 189H189V190H190ZM193 189H195V188H193ZM218 189H220V188H218ZM221 189H222V188H221ZM224 189H225V188H224ZM228 189H229V187H228ZM243 189H244V188H243ZM80 190H81V189H80ZM92 190H94V189H92ZM160 190H162V189H160ZM164 190H165V189H164ZM203 190H204V189H203ZM206 190H207V189H205V191H206ZM210 190H211V189H210ZM215 190H216V189H215ZM229 190H230V189H229ZM30 191H31V190H30ZM34 191H35V190H34ZM73 191H74V190H73ZM83 191H84V190H83ZM90 191H91V190H90ZM166 191H167V190H166ZM174 191H176V190L174 189ZM184 191H185V190H184ZM208 191H209V190H208ZM208 191H207V192H208ZM230 191H231V190H230ZM249 191H250V190H249ZM78 192H79V191H78ZM85 192H86V191H85ZM95 192H96V191H95ZM161 192H162V191H161ZM161 192H160V193H161ZM201 192H202V191H201ZM203 192H204V191H203ZM220 192H221V191H220ZM234 192H235V191H234ZM165 193H166V192H165ZM191 193H192V192H191ZM193 193H194V192H193ZM196 193H197V192H196ZM210 193H211V191H210ZM217 193H218V191H217ZM230 193H231V192H230ZM263 193H264V192H263ZM134 194H135V193H134ZM148 194H150V193H148ZM151 194H152V193H151ZM169 194H170V193H169ZM173 194H174V193H173ZM200 194H201V193H200ZM211 194H212V193H211ZM244 194H245V193H244ZM40 195H43V194H40ZM78 195H79V194H78ZM80 195H81V194H80ZM83 195H84V194H83ZM85 195H86V194H85ZM91 195H92V194H91ZM190 195H191V194H190ZM207 195H208V194H207ZM214 195H215V193H214ZM232 195H233V193H232ZM33 196H34V195H33ZM111 196H112V195H111ZM152 196H153V195H152ZM152 196H151V197H152ZM155 196H157V195H155ZM177 196H178V195H177ZM184 196H185V195H184ZM188 196H189V195H188ZM227 196H229V195H227ZM241 196H242V195H241ZM49 197H50V194H49ZM49 197H47V198H49ZM51 197H52V196H51ZM82 197H83V196H82ZM142 197H143V195H142ZM163 197H164V196H163ZM192 197H194V196H192ZM197 197H198V196H197ZM234 197H235V196H234ZM257 197H258V196H257ZM34 198H35V196H34ZM47 198H46V199H47ZM76 198H79V197L76 196ZM76 198H75V199H76ZM156 198H157V197H156ZM181 198H182V197H181ZM183 198H184V197H183ZM186 198H187V196H186ZM198 198H200V197H198ZM204 198H205V197H204ZM204 198H201V199H204ZM218 198H219V197H218ZM41 199H42V198H41ZM53 199L55 200V198H53ZM75 199H74V200H75ZM146 199H147V198H146ZM148 199H149V198H148ZM167 199H168V198H167ZM174 199H176V198L174 197ZM190 199H191V198H190ZM192 199H194V198H192ZM215 199H216V198H215ZM234 199H235V198H234ZM35 200H36V198H35ZM42 200H43V199H42ZM47 200H48V199H47ZM144 200H145V199H144ZM160 200H161V199H160ZM170 200H171V199H169V202H170ZM176 200H178V199H176ZM176 200H175V201H176ZM196 200H197V198H196ZM196 200H195V201H196ZM198 200H199V199H198ZM205 200H206V199H205ZM212 200H213V199H212ZM219 200H220V199H219ZM221 200H222V199H221ZM235 200H236V199H235ZM235 200H233V201H235ZM248 200H249V199H248ZM248 200H247V201H248ZM23 201H24V200H23ZM31 201H32V200H31ZM38 201H39V200H38ZM43 201H44V200H43ZM75 201H76V200H75ZM141 201H142V200H141ZM155 201H157V200H155ZM180 201H181V200H180ZM201 201H202V200H201ZM215 201H216V200H215ZM35 202H36V201H35ZM123 202H125V201L123 200ZM157 202H158V201H157ZM172 202H173V201H172ZM193 202H194V201H193ZM216 202H217V201H216ZM240 202H241V201H240ZM258 202H259V201H258ZM52 203H53V202H52ZM55 203H56V202H55ZM58 203H59V202H58ZM65 203H66V202H65ZM137 203H138V202H137ZM143 203H144V202H143ZM148 203H149V202H148ZM166 203H167V202H166ZM166 203H165V204H166ZM180 203H182V202H180ZM201 203H202V202H201ZM244 203H245V202H244ZM253 203H254V202H253ZM255 203H256V202H255ZM33 204H34V203H33ZM61 204H62V203H61ZM79 204H80V203H79ZM123 204H124V203H123ZM128 204H129V203H128ZM128 204H127V205H128ZM157 204H158V203H157ZM157 204H156V205H157ZM165 204H164V205H165ZM177 204H179V203H177ZM187 204L190 205L189 203H187ZM194 204H195V203H194ZM203 204H204V203H203ZM23 205H24V204H23ZM130 205H131V204H130ZM146 205H147V204H146ZM156 205H155V206H156ZM174 205H175V204H174ZM210 205H211V204H210ZM231 205H232V204H231ZM25 206H26V205H25ZM34 206H35V205H34ZM36 206H37V205H36ZM48 206H49V205H48ZM120 206H121V205H120ZM124 206H125V205H124ZM168 206H169V205H168ZM170 206H172V205H170ZM205 206H206V205H205ZM229 206H230V205H229ZM234 206H235V205H234ZM42 207H43V206H42ZM55 207H56V206H55ZM60 207H61V206H60ZM165 207H166V206H165ZM165 207H164V208H165ZM179 207H180V205H179ZM193 207H194V206H193ZM197 207H199V206H197ZM18 208H19V207H18ZM121 208H122V207H121ZM143 208H144V207H143ZM148 208H149V207H148ZM174 208H177V206H174ZM194 208H195V207H194ZM200 208H201V207H200ZM108 209H109V208H108ZM119 209H120V208H119ZM122 209H123V208H122ZM125 209H126V208H125ZM159 209H162V208H159ZM172 209H173V208H172ZM172 209H171V210H172ZM201 209H202V208H201ZM205 209H206V208H205ZM223 209H224V208H223ZM225 209H226V208H225ZM234 209H235V208H234ZM253 209H254V208H253ZM34 210H35V209H34ZM47 210L49 211V209H47ZM53 210H54V209H53ZM62 210H63V209H62ZM73 210H74V209H73ZM91 210H92V209H91ZM91 210H90V211H91ZM143 210H144V209H143ZM150 210H151V209H150ZM162 210H163V209H162ZM162 210H161V211H162ZM29 211H30V210H29ZM40 211H41V210H40ZM42 211H43V210H42ZM60 211H61V210H60ZM67 211H69V210H67ZM126 211H127V210H126ZM126 211H124V212H126ZM141 211H142V210H141ZM163 211H164V210H163ZM163 211H162V212H163ZM167 211H168V210H167ZM172 211H173V210H172ZM216 211H217V210H216ZM230 211H231V210H230ZM230 211H229V213H230ZM36 212H37V210H36ZM55 212H56V211H55ZM70 212H72V211H70ZM70 212H68V213H70ZM84 212H85V210H84ZM130 212H131V211H130ZM133 212H134V211H133ZM151 212H152V211H151ZM191 212H192V211H191ZM231 212H232V211H231ZM251 212H252V210H251ZM85 213H86V212H85ZM122 213H123V212H122ZM126 213H127V212H126ZM139 213H140V212H139ZM154 213H155V212H154ZM159 213H160V212H159ZM176 213H177V212H176ZM187 213H189V212H187ZM229 213H226V214H228V216H229ZM26 214H27V213H26ZM31 214H32V213H31ZM35 214H36V213H35ZM73 214H74V213H73ZM137 214H138V213H137ZM170 214H172V213H170ZM173 214H174V213H173ZM202 214H203V213H202ZM209 214H210V213H209ZM24 215H25V214H24ZM32 215H33V214H32ZM89 215H90V214H89ZM177 215H178V214H177ZM177 215H176V216H177ZM203 215H204V214H203ZM231 215H232V214H231ZM233 215H234V214H233ZM249 215H250V214H249ZM249 215H248V216H249ZM13 216H14V215H13ZM15 216H16V215H15ZM26 216H27V215H26ZM29 216H30V215H29ZM70 216H71V215H70ZM91 216H92V214H91ZM157 216H159V215H157ZM208 216H209V215H208ZM244 216H245V215H244ZM18 217H19V216H18ZM20 217H21V215H20ZM32 217H33V216H32ZM159 217H160V216H159ZM22 218H24V217H22ZM22 218H21V219H22ZM27 218H28V217H27ZM166 218H168V217H166ZM166 218H165V219H166ZM175 218H176V217H175ZM183 218H184V217H183ZM194 218H195V217H194ZM234 218H235V217H234ZM24 219H25V218H24ZM137 219H138V218H137ZM162 219H163V218H162ZM226 219H227V218H226ZM237 219H238V218H237ZM237 219H236V220H237ZM243 219H244V218H243ZM15 220H16V219H15ZM28 220H29V219H28ZM94 220H95V219H94ZM139 220H140V219H139ZM170 220H171V219H170ZM198 220H199V219H198ZM204 220H205V219H204ZM227 220H228V219H227ZM230 220H231V219H230ZM128 221H129V220H128ZM160 221H161V220H160ZM163 221H164V219H163ZM163 221H162V222H163ZM192 221H193V220H192ZM254 221H255V220H254ZM17 222H18V221H17ZM28 222H29V221H28ZM106 222H107V221H106ZM110 222H111V221H110ZM117 222H118V221H117ZM123 222H124V221H123ZM153 222H154V221H153ZM158 222H159V221H158ZM169 222H170V221H169ZM214 222H215V221L213 220V223H214ZM228 222H229V221H228ZM29 223H30V222H29ZM118 223H119V222H118ZM127 223H128V222H127ZM151 223H152V222H151ZM156 223H157V221H156ZM164 223H165V222H164ZM210 223H211V222H210ZM232 223H233V222H232ZM132 224H133V223H132ZM149 224H150V221H149ZM154 224H155V223H154ZM263 224H264V223H263ZM263 224H262V225H263ZM115 225H116V224H115ZM213 225H214V224H213ZM218 225H219V224H218ZM256 225H257V224H256ZM113 226H114V225H113ZM146 226H147V225H146ZM146 226H145V228H146ZM220 226H221V225H220ZM19 227H20V226H19ZM114 227H115V226H114ZM118 227H119V225H118ZM136 227H137V226H136ZM210 227H212V226H210ZM124 228H125V227H124ZM124 228H123V229H124ZM150 228H151V227H150ZM150 228H149V229H150ZM180 228H181V226H180ZM232 228H233V227H232ZM107 229H108V228H107ZM120 230H121V229H120ZM145 230H146V229H145ZM147 230H148V229H147ZM222 230H223V229H222ZM17 231H18V230H17ZM124 231H125V230H124ZM101 232H102V231H101ZM142 232H143V231H142ZM142 232H141V234H142ZM145 232L147 233V231H145ZM263 232H264V231H263ZM104 233H105V232H104ZM113 233H114V232H113ZM148 233H149V232H148ZM11 234H12V233H11ZM107 234H108V233H107ZM149 234H150V233H149ZM17 235H19V234H17ZM102 235H103V234H102ZM243 235H244V234H243ZM248 235H249V234H248ZM104 237H105V236H104ZM217 237H218V236H217ZM253 237H254V236H253ZM13 238H14V237H13ZM106 238H107V237H106ZM108 238H109V237H108ZM111 238H112V236H111ZM251 238H252V237H251ZM22 239H23V238H22ZM138 240H139V238H138ZM141 240H142V239H141ZM105 241H106V240H105ZM55 242H56V241H55ZM123 242H124V241H123ZM138 242H139V241H138ZM114 243H115V242H114ZM132 243H133V242H132ZM16 244H17V243H16ZM21 245H22V244H21ZM53 245H54V243H53ZM115 245H116V244H115ZM17 246H18V245H17ZM121 246H123V245H121ZM125 246H126V245H125ZM114 247H115V246H114ZM139 248H140V247H139ZM28 249H29V248H28ZM28 249H27V250H28ZM114 249H115V248H114ZM118 249H119V248H118ZM128 249H129V248H128ZM152 249H153V248H152ZM25 250H26V249H25ZM122 250H123V249H122ZM135 250H136V249H135ZM30 251H31V249H30ZM128 251H129V250H128ZM152 251H154V250H152ZM152 251H151V252H152ZM14 252H15V251H14ZM135 252H136V251H135ZM215 252H216V251H215ZM247 252H248V251H247ZM263 252H264V251H263ZM24 253H25V252H24ZM111 253H112V252H111ZM120 253H121V252H120ZM127 253H129V252H127ZM127 253H126V254H127ZM147 253H148V252H147ZM245 253H246V252H245ZM16 254H17V253H16ZM22 254H23V253H22ZM108 254H109V253H108ZM108 254H107V255H108ZM133 254H134V253H133ZM136 254H137V253H136ZM99 255H100V254H99ZM105 255H106V254H105ZM143 255H144V254H143ZM151 255H153V254L151 253ZM132 256H133V255H132ZM139 256H140V254H139ZM147 256H148V255H147ZM156 256H158V255L156 254ZM259 256H260V255H259ZM100 257H101V256H100ZM100 257H99V258H100ZM143 257H144V256H143ZM148 257H149V256H148ZM148 257H146V258H148ZM96 258H97V257H96ZM129 258H130V257H129ZM133 258H134V257H133ZM155 258H156V257H155ZM97 259H98V258H97ZM134 259H135V258H134ZM254 259H255V258H254ZM153 261H154V260H153ZM162 261H163V260H162ZM136 263H137V261H136ZM136 263H134V264H136ZM94 264H95V262H94ZM256 264H257V263H256Z\"/></svg>",
  "mask_w": 264,
  "mask_h": 264
}]
</instances>
